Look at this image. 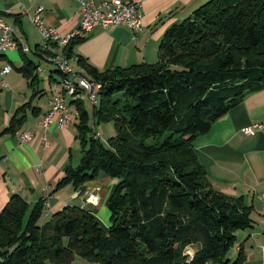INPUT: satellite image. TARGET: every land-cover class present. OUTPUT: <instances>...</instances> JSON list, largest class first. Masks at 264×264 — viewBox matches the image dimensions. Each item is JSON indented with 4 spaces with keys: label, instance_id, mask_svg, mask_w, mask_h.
<instances>
[{
    "label": "trees",
    "instance_id": "16d2710c",
    "mask_svg": "<svg viewBox=\"0 0 264 264\" xmlns=\"http://www.w3.org/2000/svg\"><path fill=\"white\" fill-rule=\"evenodd\" d=\"M82 38L31 50L63 77L48 58H69ZM28 50L19 51L16 70L32 87L37 65ZM74 56L76 75L99 85L94 123L111 121L114 134L100 140L82 100L67 97L80 156L52 190L68 184L81 196L83 184L104 173L113 181L108 224L75 204L46 216L44 197L29 205L11 194L0 209V264H70L74 256L97 264H241L236 233L251 227V205L210 185L191 142L247 93L264 89V0H206L163 30L152 63L99 70ZM24 106L0 134L15 132Z\"/></svg>",
    "mask_w": 264,
    "mask_h": 264
},
{
    "label": "crops",
    "instance_id": "0c3cea01",
    "mask_svg": "<svg viewBox=\"0 0 264 264\" xmlns=\"http://www.w3.org/2000/svg\"><path fill=\"white\" fill-rule=\"evenodd\" d=\"M133 1L140 3L141 10V29L133 38L129 29L122 25L105 28L96 26L72 45V53L82 56L99 70L140 62L152 63L156 60L157 44L163 30L173 21L186 17L206 0ZM37 6L41 7L42 22L54 28L58 35L69 33L78 24L76 0H0V14L11 25L14 38L23 37L35 59L28 56L27 52L25 54L37 65V80L32 87H28L26 80L16 70L22 63L20 52L0 51L3 54L0 56V68L10 67L0 76V131L7 125L15 109L28 102V106L17 113V116L22 114L24 117L15 132L0 134V209L11 194H18L31 205L43 197L46 188L44 215L48 216L64 205L75 204L89 208L97 222L106 227V199L113 182L110 183L104 173L86 181L81 196L76 195V191L68 184L52 190L65 167L68 164L76 165L80 150L76 152L77 162L74 164L76 141L74 110L71 106H68L71 123L63 128L51 123L46 132L47 144L43 146L39 140L38 124L47 109L46 99L54 87L59 89L61 78L59 73L50 70L39 53L31 50L36 44H44L41 35L33 31L28 23V16ZM53 51L58 52V48ZM74 54L67 58V62L73 75L85 83V78L74 73L81 71L76 65ZM74 84L79 90L84 88V84ZM251 122L261 124V129L255 130L252 135L243 136L241 129ZM24 130H30L32 136L21 143L16 135ZM191 143L210 185L223 194L241 195L251 205V227L236 233L237 244L240 243L244 252L241 264H264V89L247 93L239 104L217 117L208 130L196 135ZM37 164L38 171L34 169ZM85 192L97 194L95 205L83 201ZM70 264L97 263L74 256Z\"/></svg>",
    "mask_w": 264,
    "mask_h": 264
},
{
    "label": "built area",
    "instance_id": "2783aa9c",
    "mask_svg": "<svg viewBox=\"0 0 264 264\" xmlns=\"http://www.w3.org/2000/svg\"><path fill=\"white\" fill-rule=\"evenodd\" d=\"M78 6V24L69 33L65 35H58L54 28L46 26L41 20V7L37 6L32 14L28 16L32 26L37 31H44L47 34V40H54L59 46H63L66 42L73 38H82L93 27L105 28L107 26L122 25L129 29L131 38L141 29V10L140 3L133 0H76ZM10 33H13L11 25H9L4 17L0 14V50L13 51L12 44L10 42ZM23 39V38H22ZM24 41V40H23ZM25 48L28 49L27 44L24 41ZM51 65L54 67H60L65 71H69L68 68L62 64L57 58L48 59ZM9 69L5 67L0 68V76L6 73ZM70 77H75L70 73ZM76 78V77H75ZM77 82L83 83L76 78ZM3 83V79H1ZM88 88V101L92 104L93 88L95 85L84 83ZM76 94H72L69 88H66V92H58L54 87L50 95L46 99L47 109L39 119L38 135L39 140L43 146L47 144L46 132L51 123H54L56 127L63 128L71 123V112L66 105L67 97H76ZM56 117L53 119V116ZM262 125L251 122L241 129L240 133L243 136H249L254 134L255 130L261 129ZM32 136L30 130H24L19 132L16 137L21 143L29 140ZM36 171L39 170V164L34 166ZM85 202H89L95 205L98 200L96 193L88 192ZM47 195V189H44L43 197Z\"/></svg>",
    "mask_w": 264,
    "mask_h": 264
},
{
    "label": "rangeland",
    "instance_id": "374dc122",
    "mask_svg": "<svg viewBox=\"0 0 264 264\" xmlns=\"http://www.w3.org/2000/svg\"><path fill=\"white\" fill-rule=\"evenodd\" d=\"M28 23L30 24V26H31V28L33 29V31H36L37 32V34L40 36V34H39V32L32 26V24H31V22H30V20L28 19ZM22 37V36H21ZM41 37V36H40ZM23 38V37H22ZM42 40V39H41ZM18 48H20V50L19 49H17V50H13V51H24V49L25 48H23L22 46H20V47H18ZM27 50V49H26ZM25 50V51H26ZM27 54H28V56H30L32 59H35V55L34 54H32L30 51H27ZM65 57V56H64ZM66 58V57H65ZM67 59V58H66ZM69 63V62H68ZM69 66H70V64H69ZM10 68V67H9ZM70 69H71V66H70ZM72 71V70H71ZM75 73V72H74ZM72 74H73V72H72ZM76 74V73H75ZM60 77V76H59ZM79 77H82V76H79ZM61 78V77H60ZM59 78V79H60ZM69 79H70V77H68ZM84 78V77H83ZM85 80V82L86 83H88L89 81L88 80H86V78L84 79ZM45 82H46V80H45ZM58 82V81H57ZM92 82V81H91ZM39 83H41L42 84V81L41 80H39ZM47 83V82H46ZM74 83V82H73ZM56 85V87L58 86V83H56L55 84ZM75 85V84H74ZM76 94L78 95V96H76V97H78V98H80L81 100H82V104H83V106H84V108L88 111V114H89V117H88V120H87V123L89 124V126L93 129V131H95L96 133H97V135H98V137H99V139L100 140H102L103 142L105 141V139L108 137V136H110V135H113L114 134V127H113V125H112V122L111 121H109V122H97V123H94V121H93V119H92V117H91V114H90V112H91V103H89V101H88V93H87V91H85V89L83 88V89H81V90H79L78 89V87H77V85H76ZM94 101V100H93ZM93 104H94V102H93ZM75 141H76V145H74L75 147H74V164L77 162V158H76V152H78L77 150H79V144H78V142H77V140L75 139ZM76 150V151H75ZM110 180V183H112L113 181L111 180V179H109ZM107 185H109V182H108V184ZM86 195L87 194H84V197H83V199H85V197H86ZM84 202H85V200H84ZM87 203V202H86ZM89 203V202H88ZM91 204V203H90ZM92 205V204H91ZM105 211L108 213V211H107V209L105 208ZM103 227V226H102ZM105 228V227H104ZM184 252H186V253H189V250H188V248H185L184 249ZM188 255H190V253L188 254Z\"/></svg>",
    "mask_w": 264,
    "mask_h": 264
},
{
    "label": "bare ground",
    "instance_id": "6f19581e",
    "mask_svg": "<svg viewBox=\"0 0 264 264\" xmlns=\"http://www.w3.org/2000/svg\"><path fill=\"white\" fill-rule=\"evenodd\" d=\"M39 32V34L41 35V37L43 38V41H45V40H47V34L44 32V31H38ZM10 42H11V44H12V47H13V50H17V49H19L20 50V48H18V47H20V46H22L23 48H25V45H24V41L22 40V39H18V38H14V36H13V33H10ZM26 50V48L24 49V51ZM1 52H5V51H2V50H0ZM53 58H57V60L58 61H60L62 64H64L67 68H68V70L69 71H65V70H63L62 68H60V67H56L58 70H59V72L60 73H62L64 76L63 77H61V79H60V82H59V89L57 90V88H56V90L58 91V92H66V88H69L70 89V92L72 93V94H76L77 92H76V85H74V83H73V81H71L68 77H70V73L72 74V71H71V69H70V66H69V64H68V62H67V59L63 56V55H54V56H50V58H48V59H53ZM6 69H10L9 67H6ZM73 75V74H72ZM84 80V79H83ZM82 81V80H81ZM85 81V80H84ZM75 82H77V81H75ZM78 83H80V82H78ZM86 83V82H85ZM89 84H91V85H95L94 86V88H93V99H92V104H93V102L95 103L96 102V92H97V90H98V88H99V85L98 84H96V83H93V82H88ZM80 84H84V82L83 83H80ZM84 86V89H85V91H87V93H88V88H87V86H85V84L83 85ZM77 95V94H76ZM78 96V95H77ZM94 100V101H93Z\"/></svg>",
    "mask_w": 264,
    "mask_h": 264
}]
</instances>
